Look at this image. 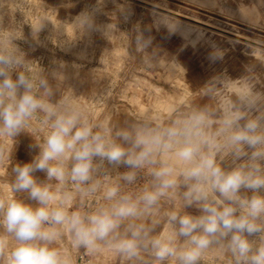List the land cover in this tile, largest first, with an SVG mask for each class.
I'll return each instance as SVG.
<instances>
[{"label": "clouds", "instance_id": "clouds-1", "mask_svg": "<svg viewBox=\"0 0 264 264\" xmlns=\"http://www.w3.org/2000/svg\"><path fill=\"white\" fill-rule=\"evenodd\" d=\"M31 25L36 38L42 24ZM161 25L183 34L169 15L157 17ZM73 26L98 30L89 12ZM115 29L106 25L104 35ZM19 39L22 31L0 27V166L22 132L39 151L12 167L10 192L0 187V264H75L80 253L106 252L121 264H264V92L254 75L218 74L163 120L98 118L72 87L62 89L65 63L54 62L53 86ZM151 44L137 28L145 68L184 75L174 59L149 53ZM248 47L264 63V41ZM213 48L209 60H222Z\"/></svg>", "mask_w": 264, "mask_h": 264}, {"label": "rangeland", "instance_id": "rangeland-1", "mask_svg": "<svg viewBox=\"0 0 264 264\" xmlns=\"http://www.w3.org/2000/svg\"><path fill=\"white\" fill-rule=\"evenodd\" d=\"M84 12L93 13L98 30L81 33L74 29L76 17ZM161 15L178 20L183 34H169L163 25L157 28L155 21ZM183 15L211 26H199L200 22ZM31 23L37 27L42 24L36 38ZM109 24L116 26L110 39L104 35ZM0 27L22 31L23 39L14 42L27 59L49 74L53 86L56 81L50 73L58 67L54 62L63 61L67 79L62 89L72 87L98 118L122 121L150 113L163 120L175 108L195 102V91L218 74L234 80L254 75L255 90L264 92V63L256 60L248 47L264 41V0H0ZM137 28L152 37L147 51L155 50L158 57L169 61L174 59L183 67L184 75L163 68H145L140 54L135 52ZM213 45L224 51L222 60H209ZM58 98L59 92L53 99ZM14 139L9 164L0 166V187L9 192L12 167L31 162L39 151L32 147L34 138L26 132ZM34 175L46 179L43 172ZM187 211L199 214L195 208ZM75 264L121 262L112 253H80Z\"/></svg>", "mask_w": 264, "mask_h": 264}, {"label": "bare ground", "instance_id": "bare-ground-1", "mask_svg": "<svg viewBox=\"0 0 264 264\" xmlns=\"http://www.w3.org/2000/svg\"><path fill=\"white\" fill-rule=\"evenodd\" d=\"M175 13V12H174ZM178 14V13H177ZM184 17H186V18H188L189 20H193V21H197V22H200V25L198 24V23H193L192 21H189L190 23H193L194 25H199V26H201V25H207V26H211V25H209V24H206L205 22H201V21H199V20H195L194 18H191V17H189V16H186V15H183ZM188 21V20H187ZM203 27V26H202ZM188 29V28H187ZM225 31V30H224ZM226 32H228V31H226Z\"/></svg>", "mask_w": 264, "mask_h": 264}]
</instances>
